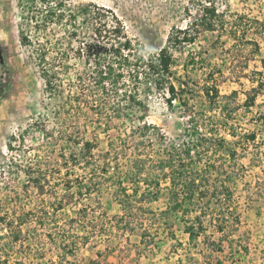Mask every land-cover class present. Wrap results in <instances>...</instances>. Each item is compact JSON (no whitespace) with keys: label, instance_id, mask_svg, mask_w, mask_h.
Instances as JSON below:
<instances>
[{"label":"rangeland","instance_id":"obj_1","mask_svg":"<svg viewBox=\"0 0 264 264\" xmlns=\"http://www.w3.org/2000/svg\"><path fill=\"white\" fill-rule=\"evenodd\" d=\"M211 1L225 15V26L202 32L195 42L174 50L175 69L197 89L213 74L210 79L218 83L220 93L238 90L241 104L253 79L259 78L253 71H264V0ZM202 3L205 0H67L66 15L81 13L85 7L88 11L77 20L66 16L61 23L40 26L32 17L36 11L40 19L43 0H0V234H8L0 242L10 240V234L18 230L26 237L9 241L12 248L0 256V264H135L138 259L141 264H180L173 249L168 252L166 241L160 242L161 232L145 230L152 214L141 209L125 214L113 193V181L104 177L116 171L115 149L123 146L130 127L139 124V115L158 125L167 138L177 139L189 124L187 114L178 101L169 107L165 93L153 91L144 110H129L130 116L117 118L104 106L107 102L112 109L119 97L116 91L108 89L107 99L98 87L93 93L83 92L78 74L95 64V57L87 56L90 44L103 41L95 29L109 34L120 21L136 47L154 52L159 43L167 44L174 29L185 27ZM23 32L30 44L22 42ZM190 55L196 61L184 70ZM51 76L52 88L45 81ZM141 97L145 99L143 92ZM263 102L261 94L251 110L239 107L228 124L240 142V156L229 175L241 222L236 223L230 214L227 231L233 230L249 245V254L240 264H264ZM195 103L205 109L207 100L198 94ZM254 131L257 137L251 140ZM220 133L232 139L225 126ZM151 138L153 149H158V140ZM87 140L94 142V148L92 154L84 155ZM110 143L115 149L105 171ZM164 203L163 197L151 207ZM126 226L134 229L126 230ZM135 245L143 248L141 255H135ZM148 245H164V250L154 252ZM111 247L116 252H108ZM204 260L202 255L200 261Z\"/></svg>","mask_w":264,"mask_h":264},{"label":"trees","instance_id":"obj_2","mask_svg":"<svg viewBox=\"0 0 264 264\" xmlns=\"http://www.w3.org/2000/svg\"><path fill=\"white\" fill-rule=\"evenodd\" d=\"M53 1L56 4L54 6L51 5ZM66 1L43 0L44 8L38 11L41 14L40 19L34 15L36 11H33L32 19L36 18L37 24L46 26L48 22L61 23L66 16L77 20L80 14L88 11L85 7L78 11L81 13L66 15ZM225 21V15L214 2L205 0L185 27L176 28L170 33L167 44L159 43L157 51L148 53L143 47L134 45L133 40L124 33L120 21L112 25L109 34L106 30L103 35L102 29L97 28L95 32L97 36L103 37V41H92L94 43L89 45L91 51L87 55L89 58L92 55L95 57V64L92 69L78 74L83 92L87 90L93 93L94 87H98L103 90L104 99H107L108 89L116 91L119 97L112 109L107 108V102L104 106L108 114L117 118L130 116L129 110H144L145 100L153 91L164 92L169 107H174L178 101L179 108L187 114L189 124L177 139L167 138L160 132L158 125L146 122L144 114L139 115V124L132 125L131 132H126L127 138L120 149H115L113 143H110L111 149L106 152L104 170L108 171L112 149H115L116 171L104 178L113 181V193L118 197L125 214L133 213L137 209L152 214L150 224L145 230L161 232L164 239L162 237L160 242L165 238L173 241V251L178 252V247L182 245H190L196 250L199 245H206L205 248L197 250L205 256L203 262L195 260L191 247L187 248L188 264H224V260L214 253L224 252L223 245H228L226 256L232 260L239 254L240 249L244 253L249 251L248 244L240 236H234L233 230L227 231L230 214L236 223L241 222L233 205L235 192L229 175V168L238 162L240 142L237 141L235 130L228 127V124L239 107L251 110L257 106L259 95L264 94V71H253L259 78L253 79L254 84L245 91L246 97L239 104V91L233 90L222 95L218 83L210 79L213 74H209L201 88L197 89L184 78L186 75H179L175 69L174 50H182L188 43L195 42L202 32H213L225 26ZM262 23L264 28V21ZM22 42H31L24 32ZM190 57L184 70L188 69L190 62L196 61L195 56ZM42 59H45V55ZM45 81L50 88L55 83L52 76ZM128 82L131 85L125 88ZM142 92L145 99L141 97ZM198 94L207 100L205 109L198 108L195 103ZM261 106H264V102ZM221 126L226 127L232 139L220 133ZM153 136L160 145L156 150L153 149L151 141ZM256 137V131L249 135L251 140ZM93 148V141H85L83 154H92ZM75 156L77 155L73 154V160L77 161L78 156ZM39 181L40 179L37 180ZM87 185L90 192L91 185ZM163 197L165 203L162 207H151ZM137 201H144L148 205L137 206ZM114 220L111 218V222ZM133 229L134 227L126 226V230ZM217 234L219 235L216 236ZM185 235L187 239L184 238ZM7 236V233H1L0 241ZM22 236L26 238L22 230H18L10 234V240L0 242V256L3 258L7 250L12 248L9 241L17 242ZM141 238L144 240V235ZM151 238L152 242L155 238ZM154 242L160 245L158 241ZM213 259H216L214 263ZM237 261L233 260V264H239Z\"/></svg>","mask_w":264,"mask_h":264},{"label":"crops","instance_id":"obj_3","mask_svg":"<svg viewBox=\"0 0 264 264\" xmlns=\"http://www.w3.org/2000/svg\"><path fill=\"white\" fill-rule=\"evenodd\" d=\"M163 237V239H164V236H162ZM185 239H187V236L185 235V237H184ZM165 241H166V244H165V246H168V252L170 251V249H173L174 248V245H170V243H172L173 241H171V240H169V239H166L165 238ZM165 241H162V242H164L165 243ZM168 241V242H167ZM124 246V245H123ZM224 246V248H225V251L224 252H218V251H216V252H214L215 253V255L216 256H219L220 258H222L223 260H224V264H231L230 262H232L233 260L232 259H230L229 257H227L226 255H227V253H228V245H223ZM248 247H249V245H247ZM189 247H191L190 245H182V246H179L178 247V252H175V251H173L172 250V255H175V258H181V260H182V262L180 263V264H185V261H186V253H187V248H189ZM202 247H206V245H199L198 246V248H197V250L199 251ZM148 248L149 249H151V250H154V252H159V253H161L162 254V252H163V250H164V245H161L160 247L159 246H157V247H155L154 245H148ZM170 248V249H169ZM239 248V247H238ZM114 248H110L109 249V251L108 252H110L111 254L112 253H114V252H116L115 250H113ZM133 250V249H132ZM135 250H137L136 252H135V255H141V250H143V248L141 247V245H135ZM148 249H146L145 248V251H147ZM191 250H192V254L194 255V259L195 260H198V261H200L201 260V258H202V253L201 252H198L195 248H193V247H191ZM205 252V250L203 251V253ZM209 252V251H208ZM168 254H170V253H168ZM249 254V251L248 252H246V253H244L243 251H242V249H240V252H239V254H237L236 256H235V258L238 260L237 261V263H242V259L244 258V256L245 255H248ZM159 255V254H158ZM171 255V254H170ZM170 255H168L167 256V259L169 260L170 259ZM241 255V257H239ZM166 259V260H167ZM153 260H157V259H153ZM215 260L216 259H213L212 260V263H214L215 262ZM138 261H139V263L137 262V263H135V264H141L140 263V259H138ZM179 261H180V259H179ZM113 262V261H112ZM160 262H164V259L163 260H161ZM201 262V261H200ZM117 262H114V264H116ZM112 264V263H111ZM123 264V263H122ZM188 264V263H187Z\"/></svg>","mask_w":264,"mask_h":264}]
</instances>
